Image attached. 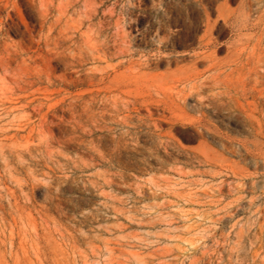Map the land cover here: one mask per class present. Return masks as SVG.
I'll return each instance as SVG.
<instances>
[{
    "label": "rangeland",
    "instance_id": "1",
    "mask_svg": "<svg viewBox=\"0 0 264 264\" xmlns=\"http://www.w3.org/2000/svg\"><path fill=\"white\" fill-rule=\"evenodd\" d=\"M23 1L24 4L21 3ZM56 1L0 0V32L2 33H0V55L2 54L0 56V119L3 120H0V135L3 134L2 137L0 136V142L3 141L0 143V164L1 162L3 164V166L0 165L2 168L0 170V209H2L0 210V264H231L232 262L233 264H264V218H262L264 217V191H262L264 190V173H262L264 166L261 167V164H264V73H262L264 71V47L262 48V44H264V33H262L264 32V0H251L252 2L249 0ZM255 4L258 5L255 6ZM35 14L40 18L38 19ZM10 16L11 18H9ZM181 16L183 17L181 18ZM205 20L206 22H204ZM187 21H191V23L189 22L191 25ZM254 21H257L256 24ZM157 23L158 25H156ZM193 25L195 28L192 27ZM26 29L28 30L26 31ZM137 29L140 31L138 32ZM260 29H262L261 32ZM248 31L249 33H247ZM83 32L86 34L84 35ZM89 38H92L90 45L87 44L91 41ZM97 40H99V44H97ZM27 41L28 44L33 45H28ZM111 42L112 44H110ZM49 45L50 47H48ZM121 45L125 51L121 49ZM92 46H95V49H92ZM131 46H134L132 50ZM100 47H102V51H100ZM118 48L119 51H122H117ZM13 51L15 52L13 53ZM112 51L117 54L113 55ZM121 52L125 53L121 54ZM141 52H143L142 55H140ZM40 56L41 59L38 58ZM133 57L139 58L137 60ZM68 59L72 60V63ZM258 59L262 60L259 61L261 63L259 65ZM165 64L166 67H164ZM176 64H180L179 67ZM108 65L113 66L110 68ZM95 66L101 69H97ZM74 67H76L75 70ZM173 68L177 69L173 70ZM91 70L92 72H90ZM103 71L105 72L103 73ZM169 71H174L175 74H171ZM197 71L198 73H196ZM233 72L234 74H232ZM18 73L22 75L20 76ZM63 73H67V76ZM94 73H96L97 79L94 77ZM80 74L86 75V77L83 76V79ZM21 78L23 79L21 80ZM70 79L72 82L69 81ZM193 81L196 82V87ZM213 83L215 84L212 85ZM184 86L186 88H183ZM50 90L52 91L50 92ZM96 91L101 93H96ZM32 92L35 94L33 95ZM154 92L155 95H153ZM111 93H116V97L112 95L115 99L111 97ZM129 94L130 96H128ZM118 96L126 97L128 100L125 98L123 101ZM75 97L78 103L72 100ZM119 100L123 102H119ZM71 104L74 107L70 108ZM79 104L85 108L84 111L86 110L87 114ZM234 104H237L236 108H234ZM127 105L128 107H126ZM101 106L104 107L103 110ZM138 110L140 112H137ZM38 111L40 112L38 113ZM115 111L119 112H117L118 115ZM67 112H71V114ZM77 112H81V114ZM59 113L68 115V118ZM38 114H40V119ZM86 115L88 116L86 117ZM49 116L54 117V119L51 118L54 121ZM122 117H126L125 120ZM138 119L140 120L138 121ZM126 120L128 124H126ZM81 121L84 122L81 123ZM157 121L159 122L156 123ZM262 122L263 124H261ZM82 124L85 128L82 127ZM76 125L77 127H75ZM170 125L174 127L171 129ZM49 128L52 132L49 131ZM47 137L48 143L46 142ZM232 141L234 142L232 143ZM122 143L124 144L122 145ZM250 148L251 151H249ZM19 153L20 155H18ZM3 154L5 156L7 154V159ZM23 155H26V159L23 158ZM197 156H200L199 159ZM36 159L37 164L34 163L37 162ZM209 160L212 162L210 163ZM18 161L24 164L20 162V165ZM202 162H206V164H202ZM11 169L14 174L10 171ZM235 171L237 175H233ZM223 179L225 180L223 181ZM237 188H240L239 191ZM250 198H252V202H250ZM236 199L239 201L237 202ZM245 229L249 231L247 234ZM248 239L251 243L248 242ZM230 248L232 250H229Z\"/></svg>",
    "mask_w": 264,
    "mask_h": 264
},
{
    "label": "bare ground",
    "instance_id": "2",
    "mask_svg": "<svg viewBox=\"0 0 264 264\" xmlns=\"http://www.w3.org/2000/svg\"><path fill=\"white\" fill-rule=\"evenodd\" d=\"M21 1H22V0H20V2H21ZM25 1H27V0H25ZM31 1H32V0H31ZM34 1H36V0H34ZM57 1H58V0H57ZM57 1H56V2H57ZM152 1H153V0H152ZM170 1H171V0H170ZM186 1H187V0H186ZM214 1H215V0H214ZM214 1H213V2H214ZM240 1H242V0H240ZM240 1H239V2H240ZM249 1H251V0H249ZM252 1H253V0H252ZM252 1H251V2H252ZM254 1H255V0H254ZM257 1H259V0H257ZM257 1H256V2H257ZM17 2H18V1H17ZM43 2H44V1H43ZM132 2H133V1H132ZM209 2H210V1H209ZM21 3L24 4V1L21 2ZM25 3H26V2H25ZM179 3H180V2H179ZM241 3H242V2H241ZM241 3H240V4H241ZM249 3H250V2H249ZM26 4H27V3H26ZM26 4H25V5H26ZM52 4H53V3H52ZM52 4H51V5H52ZM78 4H79V3H78ZM131 4H133V3H131ZM159 4H160V3H159ZM204 4H205V3H204ZM242 4H243V3H242ZM246 4H247V3H246ZM260 4H261V3H260ZM104 5H105V4H104ZM178 5H179V4H178ZM184 5H185V4H184ZM189 5H190V4H189ZM189 5H188V6H189ZM193 5H194V4H193ZM193 5H192V6H193ZM195 5H196V4H195ZM215 5H216V4H215ZM215 5H214V6H215ZM217 5H218V4H217ZM256 5H258V4H255V6H256ZM58 6H59V5H58ZM127 6H128V5H127ZM180 6H181V5H180ZM239 6H240V5H239ZM247 6H248V5H247ZM259 6H260V5H259ZM19 7H20V6H19ZM30 7H31V6H30ZM51 7H55V6H51ZM103 7H104V6H103ZM112 7H113V6H112ZM164 7H166V6H164ZM183 7H184V6H183ZM237 7H238V6H237ZM241 7H242V6H241ZM253 7H254V6H253ZM146 8H147V7H146ZM151 8H152V7H151ZM151 8H150V9H151ZM155 8H158V7H155ZM167 8H168V7H167ZM175 8H176V7H175ZM189 8L191 9V7H189ZM212 8H214V7H212ZM216 8H217V6H216ZM232 8H233V7H232ZM235 8H236V5H235ZM238 8H239V7H238ZM247 8H248V7H247ZM256 8H257V7H256ZM29 9H30V8H29ZM101 9H102V8H101ZM150 9H149V10H150ZM236 9H237V8H236ZM243 9H244V8H243ZM251 9L254 10L252 7H251ZM20 10H21V9H20ZM27 10H28V9H27ZM34 10H35V9H34ZM48 10H49V9H48ZM60 10H61V9H60ZM170 10H171V9H170ZM170 10H169V12L172 11V10H171V11H170ZM196 10H197V9H196ZM199 10H200V9H199ZM233 10H234V9H233ZM240 10H242V9H240ZM252 10H251V11H252ZM256 10H257V9H256ZM259 10H260V9H259ZM259 10H258V12H259ZM23 11H24V10H23ZM40 11H41V10H40ZM54 11H55V10H54ZM73 11H74V10H73ZM116 11H117V9H116ZM160 11H161V10H160ZM185 11H186V10H185ZM189 11H190V10H189ZM238 11H239V10H238ZM32 12H33V10H32ZM42 12H43V11H42ZM44 12H45V11H44ZM55 12H56V11H55ZM68 12H69V11H68ZM103 12H104V11H103ZM253 12H255V10H254ZM256 12H257V11H256ZM33 13H34V12H33ZM39 13H40V12H39ZM49 13H50V12H49ZM60 13H62V12H60ZM118 13H119V12H118ZM159 13H160V12H159ZM164 13H165V12H164ZM191 13H192V10H191ZM241 13L244 14L243 12H241ZM262 13H263V12H262ZM151 14H152V13H151ZM162 14H163V13H162ZM168 14H169V13H168ZM168 14H167V15H168ZM186 14H187V12H186ZM232 14H233V13H232ZM235 14H236V13H235ZM239 14H240V13H239ZM35 15H36V14H35ZM75 15H76V14H75ZM164 15H166V14H164ZM179 15H180V14H179ZM182 15H184V14L182 13ZM197 15H198V13H197ZM240 15H241V14H240ZM240 15H239V19H240ZM245 15H246V14H245ZM13 16H14V15H13ZM153 16H154V15H153ZM153 16H152V17H153ZM159 16H160V15H159ZM218 16H219V15H218ZM233 16H234V15H233ZM235 16H236V15H235ZM250 16H251V15H250ZM250 16H249V17H250ZM252 16H254V15L252 14ZM255 16H256V15H255ZM36 17H37V15H36ZM62 17H63V16H62ZM182 17H183V16H181V18H182ZM186 17H188V16H186ZM191 17H192V15H191ZM247 17H248V16H247ZM249 17H248V18H249ZM9 18H11V16H10ZM20 18H21V16H20ZM20 18H19V19H20ZM37 18L39 19L40 17L38 16ZM167 18H168V17H167ZM176 18H177V17H176ZM205 18H206V17H205ZM217 18H218V17H217ZM257 18H258V17H256V19H257ZM22 19H25V18H22ZM44 19H45V18H44ZM112 19H113V18H112ZM160 19H161V17H160ZM220 19H221V18H220ZM220 19H219V20H220ZM233 19H234V18H233ZM12 20H13V19H12ZM36 20H37V19H36ZM52 20H53V19H52ZM52 20H51V21H52ZM63 20H64V19H63ZM130 20H131V17H130ZM130 20H129V21H130ZM152 20H154V19H152ZM165 20H166V19H165ZM170 20H171V19H170ZM172 20H174V19H172ZM199 20H200V19H199ZM206 20H207V19H206ZM206 20H205L204 22H206ZM230 20H231V19H230ZM257 20H258V19H257ZM8 21H9V20H8ZM41 21H42V20H41ZM58 21H59V20H58ZM156 21H157V20H156ZM160 21H161V20H160ZM160 21H159V22H160ZM167 21H169V20L167 19ZM249 21H250V20H249ZM27 22H28V21H27ZM36 22H37V21H36ZM48 22H49V21H48ZM48 22H47V23H48ZM72 22H73V21H72ZM74 22H75V21H74ZM125 22H126V21H125ZM132 22H133V20H132ZM136 22H137V21H136ZM151 22H152V21H151ZM174 22H175V21H174ZM181 22H182V21H181ZM187 22H188V23H189V22L191 23V21H187ZM197 22H199V21H197ZM214 22H215V21H214ZM255 22H257V21H254V23H255ZM7 23H8V22H7ZM16 23H17V22H16ZM38 23H39V22H38ZM52 23H53V22H52ZM70 23H71V22H70ZM112 23H113V21H112ZM134 23H135V22H134ZM145 23H147V22H145ZM161 23H162V25H163V22H162V21H161ZM161 23H160V24H161ZM171 23H172V21H171ZM190 23H189V24H190ZM219 23H220V22H219ZM228 23H229V22H228ZM246 23H247V22H246ZM259 23H260V22H259ZM22 24H24V23H22ZM40 24H42V23H40ZM59 24H61V23H59ZM72 24H73V23H72ZM88 24H89V23H88ZM96 24H97V23H96ZM165 24H167V23H165ZM183 24H184V22H183ZM220 24H221V23H220ZM242 24H243V22H242ZM247 24H249V23H247ZM255 24H256V23H255ZM255 24H254V26H255ZM6 25H7V24H6ZM8 25H10V24H8ZM11 25H12V24H11ZM14 25H15V24H14ZM131 25H132V24H131ZM135 25H136V24H135ZM156 25H158V23H157ZM181 25H182V23H181ZM184 25H185V24H184ZM190 25H191V24H190ZM197 25H198V24H197ZM199 25H200V24H199ZM243 25H245V23H244ZM19 26H20V25H19ZM24 26H25V25H24ZM24 26H23V27H24ZM27 26H28V25H27ZM27 26H26V27H27ZM29 26H30V25H29ZM62 26H63V25H62ZM164 26H165V25H164ZM164 26H163V27H164ZM247 26H248V25H247ZM249 26H250V25H249ZM261 26H262V25H261ZM9 27H10V26H9ZM14 27H15V26H14ZM36 27H37V25H36ZM60 27H61V26H60ZM144 27H145V26H144ZM148 27H149V26H148ZM155 27H156V26H155ZM183 27H184V26H183ZM192 27H194V25H193ZM196 27H197V26H196ZM200 27H201V26H200ZM243 27H244V26H243ZM5 28H6V27H5ZM10 28H11V27H10ZM38 28H39V27H38ZM44 28H45V27H44ZM46 28H47V27H46ZM52 28H53V27H52ZM52 28H51V29H52ZM56 28H57V27H56ZM111 28H112V27H111ZM121 28H122V27H121ZM135 28H136V27H135ZM137 28H138V27H137ZM145 28H146V27H145ZM156 28H158V27H156ZM156 28H155V29H156ZM178 28H179V27H178ZM184 28H186V27H184ZM194 28H195V27H194ZM213 28H214V26H213ZM252 28H253V27H252ZM0 29H1V27H0ZM7 29H8V28H7ZM11 29H12V28H11ZM19 29H20V28H19ZM19 29H18V30H19ZM24 29H25V28H24ZM39 29H40V28H39ZM57 29H58V28H57ZM82 29H83V28H82ZM84 29H85V28H84ZM152 29H153V28H152ZM168 29H170V28L168 27ZM182 29H183V28H182ZM203 29H204V28H203ZM263 29H264V28H263ZM27 30H28V29H26V31H27ZM79 30H80V29H79ZM108 30H109V29H108ZM137 30H138V29H137ZM141 30H142V29H141ZM144 30H145V29H144ZM148 30H149V29H148ZM156 30H157V29H156ZM183 30H184V29H183ZM189 30L191 31V29H189ZM189 30H188V31H189ZM261 30H262V29H260V32H261ZM11 31H12V30H11ZM20 31H21V30H20ZM22 31H23V30H22ZM37 31H38V30H37ZM44 31H45V29H44ZM44 31H43V32H44ZM50 31H51V30H50ZM54 31H56V30H54ZM54 31H53V32H54ZM127 31H128V30H127ZM139 31H140V30H138V32H139ZM157 31H158V30H157ZM157 31H155V32H157ZM185 31H186V29H185ZM254 31H255V30H254ZM2 32H3V31H2ZM7 32H8V31H7ZM13 32H14V31H13ZM30 32H31V31H30ZM47 32H48V31H47ZM78 32H79V31H78ZM104 32H105V31H104ZM164 32H166V31H164ZM168 32H169V31H168ZM168 32H167V33H168ZM193 32H194V31H193ZM0 33H1V32H0ZM4 33H5V31H4ZM8 33H9V32H8ZM8 33H6V34H8ZM23 33H24V32H23ZM26 33H27V32H26ZM68 33H69V32H68ZM83 33H84V32H83ZM83 33H81V34H83ZM110 33H111V31H110ZM142 33H143V32H142ZM146 33H147V32H146ZM187 33H188V32H187ZM217 33H218V32H217ZM243 33H244V32H243ZM247 33H249V31H248ZM251 33H254V32H251ZM257 33H258V32H257ZM262 33H264V32H262ZM1 34H2V33H1ZM27 34H28V33H27ZM31 34H32V33H31ZM31 34H30V35H31ZM54 34H55V33H54ZM65 34H66V33H65ZM85 34H86V33H84V35H85ZM103 34H104V33H103ZM189 34H190V33H189ZM189 34H188V35H189ZM192 34H193V33H192ZM203 34H204V33H203ZM238 34H239V33H238ZM18 35H19V33H18ZM79 35H80V33H79ZM84 35H83V36H84ZM94 35H95V34H94ZM155 35H156V34H155ZM155 35H153V36H155ZM159 35H161V34H159ZM182 35H183V34H182ZM194 35H195V34H194ZM239 35H240V34H239ZM241 35H242V34H241ZM0 36H1V35H0ZM4 36H5V35H4ZM26 36H28V35H26ZM57 36H58V35H57ZM57 36H56V37H57ZM77 36H78V34H77ZM86 36H88V35H86ZM86 36H85V37H86ZM96 36H97V35H96ZM107 36H108V35H107ZM138 36H140V35H138ZM141 36H142V35H141ZM175 36H176V35H175ZM184 36H185V35H184ZM227 36H228V35H227ZM11 37H12V36H11ZM22 37H23V36H22ZM24 37H25V36H24ZM30 37L32 38V36H30ZM34 37H35V36H34ZM38 37H39V36H38ZM58 37H59V36H58ZM68 37H69V36H68ZM88 37H89V36H88ZM101 37H102V36H101ZM132 37H133V36H132ZM146 37H147V35H146ZM150 37H152V36H150ZM156 37H157V35H156ZM159 37H160V36H159ZM171 37H172V36H171ZM195 37H196V35H195ZM199 37H200V36H199ZM202 37H203V36H202ZM213 37H214V36H213ZM242 37H243V36H242ZM257 37H258V36H257ZM5 38H6V36H5ZM27 38H28V37H26V39H27ZM44 38H45V37H44ZM59 38H60V37H59ZM61 38H62V37H61ZM77 38H78V37H77ZM77 38H76V40H77ZM82 38H83V37H82ZM103 38H104V37H103ZM135 38H136V37H135ZM140 38H141V37H140ZM177 38H178V37H177ZM183 38H184V37H183ZM236 38H237V37H236ZM236 38H235V39H236ZM247 38H248V37H247ZM251 38H252V37H251ZM10 39H11V38H10ZM19 39H20V38H19ZM19 39H18V40H19ZM22 39H23V38H22ZM89 39H90V38H89ZM91 39H92V38H91ZM91 39H90V40H91ZM95 39H96V38H95ZM114 39H115V38H114ZM133 39H134V38H133ZM173 39H174V37H173ZM189 39H191V38H189ZM199 39H200V38H199ZM235 39H234V40H235ZM254 39H255V38H254ZM254 39H252V40H254ZM3 40H4V39H3ZM15 40H16V38H15ZM20 40H21V39H20ZM28 40H29V38H28ZM33 40H34V39H33ZM33 40H32V41H33ZM36 40H37V39H36ZM38 40H39V39H38ZM42 40H43V39H42ZM42 40H41V41H42ZM72 40H73V39H72ZM78 40H79V39H78ZM99 40H100V39H99ZM99 40H97V41H98L97 44H99ZM115 40H116V39H115ZM115 40H114V41H115ZM139 40H140V39H139ZM142 40H143V39H142ZM192 40H193V39H192ZM212 40H213V39H212ZM216 40H217V38H216ZM12 41H13V40H12ZM21 41H22V40H21ZM21 41H20V42H21ZM23 41H24V40H23ZM44 41H47V40H44ZM50 41H51V40H50ZM57 41H58V40H57ZM70 41H71V40H70ZM82 41H83V40H82ZM85 41H86V40H85ZM87 41H88V40H87ZM105 41H106V40H105ZM105 41H104V42H105ZM114 41H113V42H114ZM117 41H118V39H117ZM131 41H132V40H131ZM144 41H145V40H144ZM146 41H147V40H146ZM148 41H149V38H148ZM153 41H154V40H153ZM157 41H158V40H157ZM179 41H180V40H179ZM195 41H196V38H195ZM198 41H199V40H198ZM203 41H204V39H203ZM203 41H202V43H203ZM235 41H237V40H235ZM235 41H234V42H235ZM245 41H246V39H245ZM4 42H5V40H4ZM9 42H10V40H9ZM20 42H19V43H20ZM30 42H31V40H30ZM53 42H54V41H53ZM58 42H60V41H58ZM91 42H92V40H91L89 43H87V44L90 45ZM93 42H94V41H93ZM100 42H101V41H100ZM107 42H108V41H107ZM154 42H155V41H154ZM161 42H162V41H161ZM180 42H182V41H180ZM187 42H188V41H187ZM204 42H205V41H204ZM228 42H229V41H228ZM228 42H227V43H228ZM239 42H240V41H239ZM242 42H243V41H242ZM262 42H263V41H262ZM0 43H1V42H0ZM22 43H23V42H22ZM22 43H21V44H22ZM36 43H37V42H36ZM40 43H41V42H40ZM114 43H115V42H114ZM116 43H117V42H116ZM137 43H139V42H137ZM142 43H143V42H142ZM145 43H146V42H145ZM147 43H148V42H147ZM152 43H153V42H152ZM175 43H176V42H175ZM177 43H178V42H177ZM244 43H245V42H244ZM254 43H255V42H254ZM260 43H261V42H260ZM3 44H4V43H3ZM13 44H14V43H13ZM23 44H25V43H23ZM23 44H22V45H23ZM27 44H28V41H27ZM49 44H50V43H49ZM60 44H61V43H60ZM85 44H86V43H85ZM94 44H95V43H94ZM97 44H95V45H97ZM108 44H109V43H108ZM110 44H112V42H111ZM129 44H131V43H129ZM172 44H173V43H172ZM198 44H199V43H198ZM233 44H234V43H233ZM236 44H237V42H236ZM25 45H26V44H25ZM28 45H33V44H30V43H29ZM50 45H51V44H50ZM50 45H49L48 47H50ZM76 45H77V43H76ZM91 45H92V44H91ZM132 45H133V44H132ZM136 45H137V44H136ZM148 45H149V44H148ZM153 45H154V44H153ZM160 45H161V44H160ZM179 45H181V44H179ZM179 45H178V46H179ZM183 45H185V44H183ZM260 45H261V44H260ZM262 45H263V46H262ZM262 45H261V46H262V48H263V47H264V44H262ZM17 46H18V45H17ZM23 46H24V45H23ZM45 46H46V45H45ZM54 46H55V44H54ZM56 46H57V45H56ZM61 46H62V45H61ZM73 46H74V45H73ZM77 46H78V45H77ZM79 46H80V45H79ZM85 46H87V45H85ZM97 46H98V45H97ZM101 46H102V45H101ZM110 46H111V45H110ZM121 46H122V45H121ZM19 47H20V46H19ZM67 47H68V46H67ZM81 47H82V46H81ZM94 47H95V46H94ZM94 47L92 46V49H93ZM102 47H103V46H102ZM102 47H100V48H101L100 51H102ZM118 47H119V45H118ZM125 47H126V46H125ZM131 47H132V46H131ZM133 47H134V46H133ZM133 47L131 48V50L133 49ZM137 47H139V46H137ZM187 47H188V46H187ZM203 47H204V46H203ZM227 47H228V46H227ZM230 47H231V43H230ZM248 47H249V46H248ZM250 47H251V46H250ZM3 48H4V47H3ZM12 48H14V47H12ZM12 48H11V49H12ZM23 48H24V47H23ZM29 48H30V47H29ZM32 48H33V47H32ZM61 48H62V47H61ZM65 48H66V47H65ZM87 48H88V46H87ZM89 48H90V47H89ZM123 48H124V47L122 46L121 49H123ZM127 48H128V47H127ZM127 48H126V49H127ZM164 48H165V47H164ZM166 48H167V47H166ZM166 48H165V49H166ZM178 48H179V47H178ZM260 48H261V47H260ZM17 49H18V48H17ZM20 49H21V48H20ZM25 49H26V48H25ZM37 49H38V48H37ZM52 49H53V46H52ZM55 49H56V48H55ZM62 49H63V48H62ZM73 49H74V47H73ZM94 49H95V48H94ZM110 49H112V48H110ZM134 49H135V48H134ZM137 49H138V48H137ZM157 49H158V48H157ZM159 49H160V48H159ZM162 49H163V48H162ZM169 49H170V48H169ZM171 49L173 50V48H171ZM175 49H176V48H175ZM193 49H194V48H193ZM249 49H250V48H249ZM255 49H256V48H254V50H255ZM7 50H8V49H7ZM38 50H39V49H38ZM49 50H50V49H49ZM53 50H54V49H53ZM58 50H59V49H58ZM66 50H68V49H66ZM83 50H84V49H83ZM123 50L125 51V49H123ZM176 50H177V49H176ZM179 50H180V49H179ZM179 50H178V51H179ZM238 50H239V49H238ZM250 50H251V49H250ZM56 51H57V49H56ZM75 51H76V50H75ZM91 51H92V50H91ZM95 51H96V50H95ZM104 51H105V50H104ZM117 51H119V48L117 49ZM117 51H116V52H117ZM120 51H122V50H120ZM120 51H119V52H120ZM133 51H134V50H133ZM139 51H140V50H139ZM145 51H147V50H145ZM145 51H144V52H145ZM255 51H256V50H255ZM262 51H263V50L261 49V52H262ZM14 52H15V51H13V53H14ZM18 52H19V51H18ZM61 52H62V51H61ZM96 52H97V51H96ZM108 52H109V50H108ZM150 52H151V51H150ZM152 52H153V51H152ZM168 52H169V51H168ZM172 52H173V51H172ZM172 52H171V53H172ZM243 52H244V51H243ZM243 52H242V53H243ZM250 52H251V51H250ZM258 52H259V51H258ZM5 53H6V52H5ZM13 53H12V54H13ZM26 53H27V52H26ZM41 53H44V52H41ZM69 53H70V51H69ZM79 53H80V52H79ZM110 53H111V52H110ZM112 53H113V51H112ZM122 53H123V52H121V54H122ZM124 53H125V52H124ZM124 53H123V54H124ZM131 53H133V52H131ZM131 53H129V54L131 55ZM142 53H143V52H141L140 55H142ZM147 53H148V52H147ZM166 53H167V52H166ZM255 53H256V52H255ZM6 54H7V53H6ZM15 54H16V53H15ZM18 54H19V53H18ZM23 54H24V53H23ZM32 54H33V53H32ZM35 54H36V53H35ZM39 54H40V53H39ZM82 54H83V52H82ZM94 54H95V53H94ZM100 54H101V53H100ZM100 54H99V55H100ZM105 54H106V53H105ZM114 54H117V53H113V55H114ZM138 54H139V53H138ZM225 54H226V53H225ZM237 54H239V53H237ZM258 54H260V53H258ZM1 55H2V54H1ZM1 55H0V56H1ZM27 55H28V54H27ZM27 55H26V56H27ZM47 55H48V54H47ZM53 55H55L54 52H53ZM56 55H57V54H56ZM59 55H60V54H59ZM62 55H63V54H62ZM76 55H78V54H76ZM76 55H74V56H76ZM85 55H86V54H85ZM96 55H97V53H96ZM111 55H112V54H111ZM113 55H112V56H113ZM144 55H145V53H144ZM189 55H190V54H189ZM247 55H248V53H247ZM256 55H257V54H256ZM11 56H12V55H11ZM15 56H16V55H15ZM20 56H21V55H20ZM22 56H23V55H22ZM22 56H21V57H22ZM50 56H51V55H50ZM70 56H71V55H70ZM100 56H101V55H100ZM128 56H129V55H128ZM133 56H134V54H133ZM148 56H149V55H148ZM177 56H178V55H177ZM182 56H183V55H182ZM185 56H186V55H185ZM187 56H188V55H187ZM187 56H186V57H187ZM241 56H242V54H241ZM257 56H258V55H257ZM257 56H256V57H257ZM3 57H4V55H3ZM18 57H19V56H18ZM24 57H25V55H24ZM52 57H53V56H52ZM57 57H58V55H57ZM59 57H60V56H59ZM97 57H98V56H97ZM130 57H131V56H130ZM136 57H137V56H136ZM183 57H184V56H183ZM225 57H226V56H225ZM245 57H246V56H245ZM245 57H244V58H245ZM10 58H11V57H10ZM12 58H13V56H12ZM38 58L41 59V56L38 57ZM54 58H56V57H54ZM79 58H80V55H79ZM84 58H85V57H84ZM89 58H90V57H89ZM93 58H94V57H92V59H93ZM100 58H102V57H100ZM103 58H105V57H103ZM118 58H119V57H118ZM131 58H132V57H131ZM133 58H135V57H133ZM138 58H139V57H138ZM138 58H135V59L138 60ZM142 58H143V57H142ZM142 58H141V59H142ZM149 58H150V57H149ZM151 58H152V56H151ZM217 58H218V57H217ZM217 58H215V59H217ZM222 58H223V57H222ZM232 58H233V57H232ZM244 58H243V59H244ZM247 58H248V57H247ZM254 58H255V57H254ZM261 58H262V57H261ZM21 59H22V58H21ZM31 59H32V58H31ZM40 59H39V60H40ZM49 59H50V58H49ZM51 59H52V58H51ZM56 59H57V58H56ZM76 59H77V58H76ZM85 59H86V58H85ZM97 59H98V58H97ZM107 59H108V58H107ZM146 59H147V58H146ZM154 59H155V58H154ZM160 59H161V58H160ZM170 59H171V58H170ZM172 59H173V58H172ZM180 59H181V58H180ZM219 59H221V58H219ZM0 60H1V59H0ZM4 60H5V59H4ZM18 60H19V59H18ZM18 60H17V61H18ZM22 60H23V59H22ZM35 60H36V59H35ZM39 60H36V61H39ZM47 60H48V59H47ZM68 60H69V59H68ZM93 60H94V59H93ZM102 60H103V59H102ZM109 60H110V59H109ZM122 60H123V59H122ZM127 60H128V58H127ZM133 60H134V59H133ZM137 60H135V61H137ZM152 60H153V59H152ZM185 60H186V59H185ZM222 60H223V59H222ZM239 60L241 61V59H239ZM6 61H7V60H6ZM13 61H14V60H13ZM36 61H35V62H36ZM40 61H41V60H40ZM43 61L46 62V60H43ZM51 61H53V59H52ZM69 61H70V60H69ZM71 61H72V60H71ZM71 61H70V62H71ZM77 61H78V60H77ZM117 61H119V60H117ZM120 61H121V60H120ZM130 61H131V60H130ZM155 61H157V60H155ZM193 61H195V60H193ZM219 61H220V60H219ZM233 61H234V60H233ZM242 61H243V60H242ZM253 61H254V60H253ZM255 61H257V60H255ZM259 61H260V60L258 59V65H259V63H260L262 60H261L260 62H259ZM263 61H264V59H263ZM8 62H9V60H8ZM19 62H20V61H19ZM28 62H29V61H28ZM45 62H43L44 65H45ZM48 62H49V61H48ZM65 62H66V61H65ZM70 62H68V63H70ZM90 62H91V61H90ZM107 62H108V61H107ZM115 62H116V61H115ZM115 62H114V63H115ZM200 62H202V61H200ZM208 62H209V61H208ZM221 62H222V61H221ZM2 63H3V62H2ZM10 63H11V61H10ZM30 63H31V62H30ZM38 63H39V62H38ZM38 63H37V64H38ZM43 63H42V64H43ZM58 63H59V61H58ZM63 63H64V62H63ZM71 63H72V62H71ZM95 63H96V62H95ZM117 63H118V62H117ZM117 63H116V66H117ZM128 63H129V62H128ZM139 63H140V62H139ZM139 63H138V64H139ZM147 63H148V62H147ZM167 63H168V62H167ZM169 63H170V62H169ZM169 63H168V64H169ZM184 63H185V62H184ZM225 63H226V62H225ZM229 63H230V62H229ZM235 63H236V62H235ZM235 63H234V64H235ZM241 63H242V62H241ZM241 63H240V64H241ZM4 64H6V62H4ZM4 64H3V65H4ZM13 64H14V63H13ZM47 64H48V63H47ZM53 64H54V63H53ZM90 64H91V63H90ZM98 64H99V63H98ZM100 64H101V63H100ZM109 64H110V61H109ZM135 64H136V63H135ZM140 64H141V63H140ZM140 64H139V65H140ZM151 64H152V63H151ZM163 64H164V63H163ZM168 64H167V65H168ZM188 64H189V63H188ZM201 64H202V63H201ZM223 64H224V63H223ZM223 64H222V65H223ZM227 64H228V63H227ZM227 64H225V65H227ZM234 64H233V65H234ZM252 64H253V62H252ZM260 64H261V63H260ZM33 65H34V64H33ZM40 65H41V64H40ZM54 65H55V64H54ZM54 65H53V66H54ZM59 65H60V64H59ZM59 65H58V68H60ZM75 65H76V64H75ZM84 65H86V64L84 63ZM93 65H94V64H93ZM96 65H97V64H96ZM160 65H161V64H160ZM174 65H175V64H174ZM176 65H177V64H176ZM179 65H180V64H179ZM179 65H177V66L179 67ZM233 65H231V66H233ZM16 66H17V64H16ZM61 66H62V64H61ZM63 66H64V65H63ZM68 66H69V65H68ZM77 66H78V65H77ZM90 66H91V65H90ZM97 66H98V65H97ZM101 66H102V64H101ZM101 66H100V67H101ZM108 66H109V65H108ZM112 66H113V65H112ZM112 66H111V67H112ZM122 66H123V65H122ZM172 66H173V65H172ZM172 66H171V67H172ZM183 66H184V64H183ZM183 66H182V67H183ZM223 66H224V65H223ZM227 66H228V65H227ZM234 66H235V65H234ZM245 66H246V63H245ZM245 66H244V67H245ZM27 67H28V66H27ZM33 67H34V66H33ZM40 67H41V66H40ZM66 67H67V66H66ZM71 67H72V66H71ZM71 67H70V68H71ZM95 67H96V66H95ZM109 67H110V66H109ZM111 67H110V68H111ZM123 67H125V66H123ZM141 67H143V66H141ZM146 67H147V66H146ZM150 67H151V66H150ZM157 67H158V66H157ZM164 67H166V64H165ZM196 67H197V65H196ZM237 67H238V66H237ZM241 67H243V66H241ZM241 67H240V68H241ZM258 67H259V66H258ZM8 68H9V67H8ZM35 68H37V67H35ZM51 68H52V67H51ZM61 68H63V67H61ZM75 68H76V67H74V70H75ZM78 68H79V67H78ZM83 68L86 69V67H83ZM93 68H94V67H93ZM96 68L98 69L99 67H96ZM103 68H104V67H103ZM130 68H131V67H130ZM155 68H156V67H155ZM167 68H168V67H167ZM180 68H181V67H180ZM215 68H216V67H215ZM217 68H218V67H217ZM0 69H1V68H0ZM2 69H3V68H2ZM11 69H12V68H11ZM11 69H10V70H11ZM24 69H25V68H24ZM45 69H46V68H45ZM80 69H81V68H80ZM84 69H83V70H84ZM87 69H88V68H87ZM87 69H86V70H87ZM99 69H101V68H99ZM145 69H146V68H145ZM174 69L176 70L177 68H173V70H174ZM231 69H232V68H231ZM237 69H239V68H237ZM237 69H236V70H237ZM241 69H243V68H241ZM241 69H240V71H241ZM6 70H7V69H6ZM10 70H9V71H10ZM28 70H29V69H28ZM28 70H27V71H28ZM39 70H40V69H39ZM52 70H53V69H52ZM59 70H60V69H59ZM62 70H63V69H62ZM68 70H69V69H68ZM74 70H73V71H74ZM88 70H89V69H88ZM104 70H105V69H104ZM108 70H110V69H108ZM112 70H113V68H112ZM115 70H116V68H115ZM127 70H128V69H127ZM152 70H153V68H152ZM154 70H155V69H154ZM193 70H194V69H193ZM219 70H220V69H219ZM234 70H235V69H234ZM257 70H258V69H257ZM9 71H8V73H9ZM12 71H13V69H12ZM19 71H20V70H19ZM27 71H25V72H27ZM33 71H34V69H33ZM41 71H43V70H41ZM47 71H48V69H47ZM54 71H55V70H54ZM78 71H79V69H78ZM98 71H99V70H98ZM101 71H102V70H101ZM177 71H178V70H177ZM227 71H228V70H227ZM229 71H231V70H229ZM229 71H228V72H229ZM0 72H1V71H0ZM28 72H29V71H28ZM36 72H37V71H36ZM65 72H66V68H65ZM68 72H69V71H68ZM70 72H72V71H70ZM82 72H83V71H82ZM87 72H88V71H87ZM90 72H92V70H91ZM99 72H100V71H99ZM104 72H105V71H103V73H104ZM169 72H170V71H169ZM190 72H191V71H190ZM203 72H204V71H203ZM228 72H227V73H228ZM238 72H239V71H238ZM241 72H243V71H241ZM250 72H251V71H250ZM258 72H260V71H258ZM20 73H21V72H20ZM30 73H31V72H30ZM108 73H110V72H108ZM111 73H112V72H111ZM120 73H121V72H120ZM159 73H160V72H159ZM159 73H158V74H159ZM166 73H167V72H166ZM170 73L172 74V73H174V71H173V72H170ZM170 73H169V74H170ZM178 73H179V72H178ZM196 73H198V71H197ZM215 73H216V72H215ZM262 73H264V71H262ZM262 73H261V74H262ZM10 74H11V71H10ZM10 74H9V75H10ZM14 74H15V73H14ZM18 74H19V73H18ZM26 74H27V73H26ZM57 74H58V72H57ZM59 74L61 75V73H59ZM63 74H65V73H63ZM66 74H67V73H66ZM66 74H65V75H66ZM72 74H73V73H72ZM74 74H76V73H74ZM74 74H73V75H74ZM87 74H89V73H87ZM95 74H96V73H94L93 75H94V77L96 78ZM158 74H157V75H158ZM162 74H163V73H162ZM174 74H175V73H174ZM180 74H181V72H180ZM225 74H226V73H225ZM228 74H229V73H228ZM230 74H231V73H230ZM232 74H234V72H233ZM19 75H20V74H19ZM19 75H17V77H19ZM21 75H22V74H21ZM21 75H20V76H21ZM55 75H56V73H55ZM55 75H54V76H55ZM80 75L82 76V74H80ZM91 75H92V74H91ZM93 75H92V76H93ZM98 75H99V73H98ZM104 75H106V74H104ZM110 75H111V74H110ZM215 75H217V74H215ZM14 76H15V75H14ZM30 76H31V75H30ZM41 76H42V75H41ZM66 76H67V75H66ZM66 76H65V77H66ZM81 76H80V77H81ZM83 76L86 77V75H83ZM83 76H82V77H83ZM92 76H91V77H92ZM99 76H100V75H99ZM198 76H199V75H198ZM213 76H214V74H213ZM227 76H228V75H227ZM236 76H237V75H236ZM39 77H40V76H39ZM60 77H61V76H60ZM63 77H64V75H63ZM63 77H62V78H63ZM72 77H73V76H72ZM80 77H79V78H80ZM84 77H83V79H84ZM102 77H103V76H102ZM106 77H107V76H106ZM121 77H122V76H121ZM126 77L129 78V76H126ZM216 77H217V76H216ZM232 77H233V76H232ZM19 78H20V77H19ZM34 78H35V77H34ZM55 78H56V77H55ZM58 78H59V77H58ZM68 78H69V77H68ZM68 78H67V79H68ZM77 78H78V76H77ZM88 78H89V77H88ZM113 78H114V77H113ZM124 78H125V77H124ZM130 78H131V77H130ZM169 78H170V76H169ZM205 78H206V77H205ZM211 78H212V77H211ZM260 78H261V77H260ZM16 79L18 80V78H16ZM22 79H23V78H21V80H22ZM67 79H66V80H67ZM73 79H74V78H73ZM96 79H97V78H96ZM107 79H108V78H107ZM196 79H197V78H196ZM215 79H216V78H215ZM224 79H225V78H224ZM7 80H8V79H7V77H6V81H7ZM12 80H13V78H12ZM31 80H32V79H31ZM31 80H30V81H31ZM66 80H65V81H66ZM88 80H89V79H88ZM92 80H93V79H92ZM131 80H132V79H131ZM158 80H159V79H158ZM199 80H200V79H199ZM228 80H229V78H228ZM228 80H227V81H228ZM48 81H49V80H48ZM69 81L72 82L71 79H70ZM78 81L80 82V80H78ZM85 81H87V80H85ZM90 81H91V80H90ZM90 81H89V82H90ZM94 81H96V80H94ZM97 81H98V80H97ZM97 81H96V82H97ZM99 81H100V80H99ZM111 81H112V80H111ZM177 81H178V80H177ZM229 81H230V80H229ZM8 82H9V81H8ZM32 82H33V81H32ZM32 82H31V83H32ZM62 82H63V81H62ZM76 82H77V81H76ZM82 82H83V81H82V79H81V83H82ZM115 82H117V81H115ZM129 82H130V81H129ZM157 82H158V81H157ZM199 82H200V81H199ZM207 82H208V80H207ZM234 82H235V81H234ZM23 83H24V82H23ZM23 83H22V84H23ZM53 83H54V81H53ZM84 83H85V82H84ZM102 83H105V82H102ZM189 83H190V82H188V84H189ZM191 83H192V82H191ZM193 83H194V81H193ZM195 83H196V82H195ZM195 83H194V86H195ZM237 83H238V82H237ZM1 84H2V83H1ZM7 84H8V83H7ZM9 84H10V83H9ZM11 84H12V83H11ZM17 84H18V82H17ZM49 84H51V83H49ZM56 84H57V83H56ZM58 84H59V83H58ZM71 84H72V83H71ZM73 84H74V83H73ZM148 84H149V83H148ZM183 84H184V83H183ZM197 84H199V83H197ZM214 84H215V83H213L212 85H214ZM220 84H221V83H220ZM222 84H224V83H222ZM13 85H14V84H13ZM43 85H44V84H43ZM53 85H54V84H53ZM62 85H63V84H62ZM189 85H190V84H189ZM189 85H188V86H189ZM192 85H193V84H192ZM192 85H191V86H192ZM210 85H211V84H210ZM212 85H211V86H212ZM218 85H219V84H218ZM226 85H227V84H226ZM240 85H241V84H240ZM21 86H23V85H21ZM38 86H39V85H38ZM54 86H55V85H54ZM75 86H77V85H75ZM85 86H86V85H85ZM114 86H115V85H114ZM181 86H182V84H181ZM196 86H197V85H196ZM196 86H195V87H196ZM206 86H207V84H206ZM211 86H210V87H211ZM215 86H216V85H215ZM234 86H235V84H234ZM242 86H243V85H242ZM52 87H53V86H52ZM57 87H58V86H57ZM79 87H80V86H79ZM92 87H93V86H92ZM105 87H106V86H105ZM116 87H117V86H116ZM162 87H163V86H162ZM189 87H190V86H189ZM195 87H194V88H195ZM223 87H224V86H223ZM229 87H230V86H229ZM231 87H232V86H231ZM238 87H239V86H238ZM238 87H237V88H238ZM20 88H21V87H20ZM42 88H43V87H42ZM85 88H86V87H85ZM183 88H186V87L184 86ZM183 88H182V89H183ZM202 88H203V87H202ZM211 88H212V87H211ZM7 89L9 90V88H7ZM12 89H13V86H12ZM72 89H73V88H72ZM86 89H87V88H86ZM111 89H112V88H111ZM117 89H118V88H117ZM129 89H130V88H129ZM129 89H128V90H129ZM150 89H151V88H150ZM179 89H180V88H179ZM198 89H199V88H198ZM235 89H236V88H235ZM2 90H4V89L2 88ZM25 90H26V89H25ZM57 90H58V89H57ZM68 90H69V89H68ZM94 90H95V89H94ZM102 90H103V89H102ZM105 90H106V89H105ZM114 90H116V89H114ZM152 90H153V88H152ZM187 90H188V89H187ZM203 90H204V89H203ZM206 90H208V89H206ZM222 90H223V89H222ZM226 90H227V89H226ZM228 90H229V88H228ZM236 90H237V89H236ZM29 91H30V90H29ZM45 91H46V90H45ZM51 91H52V90H50V92H51ZM54 91H55V90H54ZM74 91H75V90H74ZM77 91H78V90H77ZM84 91H85V90H84ZM92 91H93V90H92ZM123 91H124V89H123ZM123 91H122V92H123ZM183 91H184V90H183ZM198 91H199V90H198ZM208 91H209V90H208ZM211 91H212V90H211ZM215 91H216V90H215ZM224 91H225V90H224ZM230 91H231V90H230ZM239 91H240V90H239ZM239 91H238V92H239ZM3 92H4V91H3ZM3 92H2V93H3ZM10 92H12V91H10ZM14 92H15V91H14ZM19 92H20V91H19ZM46 92H47V91H46ZM65 92H66V91H65ZM68 92L70 93V90H69ZM82 92H83V91H82ZM99 92H100V91H99ZM99 92L96 91V93H99ZM104 92H105V91H104ZM106 92H107V91H106ZM118 92H119V91H118ZM174 92H175V91H174ZM189 92H190V91H189ZM216 92H223V91H221V90L218 91V90H217ZM216 92H215V93H216ZM235 92H236V91H235ZM240 92H241V91H240ZM5 93H6V91H5ZM32 93H33V92H32ZM59 93H62V92H59ZM84 93H86V92H84ZM84 93H83V94H84ZM88 93H89V92H88ZM100 93H101V92H100ZM107 93H108V92H107ZM120 93H121V92H120ZM175 93H177V92H175ZM183 93H184V92H183ZM191 93H192V92H191ZM193 93H194V92H193ZM198 93H199V92H198ZM198 93H197V94H198ZM208 93H210V92H208ZM208 93H206V94H208ZM23 94H24V92H23ZM34 94H35V93H33V95H34ZM39 94H40V93H39ZM74 94H75V93H74ZM74 94H73V95H74ZM77 94H78V93H77ZM115 94H116V93H115ZM115 94H114V93H111V97H113L112 95H115ZM185 94H186V93H185ZM206 94H205V95H206ZM211 94H212V93H211ZM216 94H217V93H216ZM219 94H220V93H219ZM219 94H218V95H219ZM224 94H225V93H224ZM224 94H223V95H224ZM238 94H240V93H238ZM4 95H5V94H4ZM33 95H32V96H33ZM36 95H37V93H36ZM41 95H42V94H41ZM60 95H62V94H60ZM60 95H59V97H60ZM70 95H71V94H70ZM70 95H69V97H70ZM75 95H76V94H75ZM80 95H81V94H80ZM91 95H92V94H91ZM93 95H94V92H93ZM106 95H107V94H106ZM121 95L123 96V94H121ZM153 95H155V92H154ZM198 95H199V94H198ZM198 95H197V96H198ZM230 95H231V94H230ZM232 95H233V92H232ZM232 95H231V96H232ZM242 95H243V94H242ZM260 95H261V94H260ZM262 95H263V94H262ZM11 96H14V95H11ZM28 96H29V95H28ZM65 96H66V95H65ZM67 96H68V95H67ZM67 96H66V97H67ZM128 96H130V94H129ZM132 96H133V95H132ZM132 96H131V97H132ZM181 96H182V95H181ZM206 96H207V95H206ZM221 96H222V93H221ZM257 96H258V95H257ZM8 97H9V96H8ZM66 97H65V98H66ZM87 97H88V96H87ZM115 97H116V95H115ZM115 97H113V99H115ZM118 97H120V96H118ZM118 97H117V98H118ZM123 97H124V96H123ZM131 97H130V98H131ZM137 97H138V96H137ZM141 97H142V96H141ZM176 97H177V96H176ZM178 97H179V96H178ZM184 97H185V96H184ZM200 97H202V96H200ZM211 97H213V96L211 95ZM216 97H217V96H216ZM218 97H219V96H218ZM229 97H230V96H229ZM233 97H234V96H233ZM238 97H239V96H238ZM0 98H1V97H0ZM6 98H7V97H6ZM25 98H26V97H25ZM25 98H23V99L25 100ZM48 98L51 99L50 97H48ZM52 98H53V97H52ZM55 98H56V96H55ZM57 98H58V97H57ZM79 98H80V97H79ZM89 98H90V97H89ZM89 98H88V99H89ZM96 98H97V97H96ZM104 98H106V97L104 96ZM104 98H103V99H104ZM125 98H126V97H125ZM125 98H121V97H120V99H123V101H125V100H124ZM135 98H136V97H135ZM138 98H139V97H138ZM180 98L182 99V97H180ZM213 98H214V97H213ZM224 98H225V97H224ZM227 98H228V97H227ZM227 98H226V99H227ZM231 98H232V97H231ZM235 98H236V97H235ZM241 98H242V96H241ZM7 99H8V98H7ZM9 99H10V98H9ZM29 99H30V98H29ZM75 99H76V97H75L74 99H72V100H75ZM93 99H94V98H93ZM109 99H110V98H109ZM126 99H127V98H126ZM152 99H153V98H152ZM174 99H175V98H174ZM198 99H199V98H198ZM211 99H212V98H211ZM215 99H216V98H215ZM220 99H221V98H220ZM228 99H229V98H228ZM232 99H234V98H232ZM232 99H231V100H232ZM4 100H5V99H4ZM68 100H69V99H68ZM79 100H80V99H79ZM91 100H92V99H91ZM91 100H90V101H91ZM94 100H95V99H94ZM110 100H111V99H110ZM127 100H128V99H127ZM134 100H135V99H134ZM146 100H148V99H146ZM175 100H176V99H175ZM200 100H201V98H200ZM231 100H229V101H231ZM236 100H237V99H236ZM12 101H13V100H12ZM12 101H11V103H12ZM25 101H26V100H25ZM25 101H24V102H25ZM39 101H40V100H39ZM45 101H48V99H47V100L45 99ZM49 101H51V100H49ZM59 101H60V100H59ZM61 101H62V100H61ZM61 101H60V102H61ZM75 101H76V100H75ZM86 101H87V100H86ZM86 101H85V103H86ZM97 101H98V100H97ZM102 101H103V100H102ZM104 101L106 102V100H104ZM108 101H109V100H108ZM120 101H121V100H119V102H120ZM123 101H121V102H123ZM136 101H137V100H136ZM143 101H144V100H143ZM149 101H150V100H149ZM222 101H223V100H222ZM234 101H235V100H234ZM5 102H7V101H5ZM26 102H27V101H26ZM30 102H32V101H30ZM42 102H43V101H42ZM63 102H64V101H63ZM70 102H71V99H70ZM72 102H73V101H72ZM87 102H88V101H87ZM110 102H112V101H110ZM116 102H117V101H116ZM119 102H117V103H119ZM198 102H200V101H198ZM207 102H208V100H207ZM209 102H210V101H209ZM237 102H238V101H237ZM7 103H8V102H7ZM9 103H10V102H9ZM11 103H10V104H11ZM44 103H45V102H44ZM67 103H69V102L67 101ZM75 103H78V102L76 101ZM75 103H72V104L75 105ZM82 103H83V101H82ZM82 103H81V104H82ZM89 103H91V102H89ZM100 103H101V102H100ZM103 103H104V102H103ZM107 103H109V102H107ZM153 103H154V102H153ZM178 103H179V102H178ZM181 103H182V102H181ZM204 103H205V100H204ZM212 103H213V102H212ZM212 103H211V104H212ZM214 103H215V102H214ZM221 103H222V102H221ZM221 103H219V104H221ZM229 103H230V102H229ZM232 103H233V101H232ZM1 104H2V103H1ZM15 104H16V103H15ZM22 104H24V103H22ZM38 104H40V103L38 102ZM49 104H50V103H49ZM54 104H55V102H54ZM57 104H58V103H57ZM72 104L70 105V108H71ZM83 104H84V103H83ZM87 104H88V103H87ZM104 104H105V103H104ZM119 104H121V103H119ZM122 104H123V103H122ZM126 104H127V103H126ZM171 104H172V103H171ZM179 104H180V103H179ZM201 104H202V102H201ZM227 104H228V102H227ZM4 105H5V104H4ZM12 105H13V104H12ZM17 105H18V104H17ZM61 105H62V107H63V104H62V103H61ZM61 105H60V106H61ZM85 105H86V104H85ZM95 105H96V104H95ZM99 105H100V104H99ZM130 105H132V104H130ZM151 105H152V104H151ZM156 105H157V104H156ZM199 105H200V104H199ZM204 105H205V104H204ZM221 105H222V104H221ZM235 105H237V104H234V106H235ZM34 106H35V105H34ZM39 106H40V105H39ZM65 106H66V105H65ZM68 106H69V105H68ZM79 106L81 107L80 104H79ZM92 106H93V105H92ZM116 106H117V104H116ZM116 106H115V107H116ZM118 106H119V105H118ZM132 106H133V105H132ZM154 106H155V105H154ZM171 106H173V105H171ZM217 106H218V104H217ZM239 106H240V104H239ZM239 106H238V107H239ZM262 106H263V105H262ZM22 107H23V106H22ZM62 107H61V108H62ZM72 107H74V106H72ZM98 107H99V106H98ZM102 107H103V106H101V108H102ZM106 107H107V105H106ZM126 107H128V105H127ZM147 107H148V106H147ZM157 107H158V105H157ZM159 107H160V106H159ZM201 107H203V106H201ZM201 107H200V108H201ZM213 107H214V105H213ZM224 107H225V106H224ZM14 108H15V107H14ZM34 108H35V107H34ZM48 108H49V107H48ZM52 108H53V107H52ZM54 108H55V106H54ZM65 108H67V107H65ZM81 108H82V107H81ZM93 108H94V107H93ZM117 108H119V107H117ZM122 108H124V107L122 106ZM161 108H162V107H161ZM166 108H167V107H166ZM214 108H215V107H214ZM216 108H217V107H216ZM234 108H236V106H235ZM234 108H233V110H234ZM260 108H261V107H260ZM263 108H264V107H263ZM0 109H1V108H0ZM4 109H5V107H4ZM36 109H37V108H36ZM36 109H35V110H36ZM56 109H57V108H56ZM75 109H76V108H75ZM82 109H83V111H84L85 108H82ZM86 109H87V108H86ZM97 109H98V108H97ZM103 109H104V107L102 108V110H103ZM107 109H108V108H107ZM119 109H120V108H119ZM125 109H126V108H125ZM132 109H133V108H132ZM144 109H145V108H144ZM144 109H143V111H144ZM183 109H184V108H183ZM210 109H211V108H210ZM221 109L224 110L223 107H221ZM238 109H239V108H238ZM8 110H10V109H8ZM35 110H34V111H35ZM57 110H59V108H58ZM66 110H68V109H66ZM90 110H91V109H90ZM108 110H109V109H108ZM111 110H112V109H111ZM116 110H117V109H116ZM129 110H130V108H129ZM147 110H148V109H147ZM167 110H168V109H167ZM228 110L230 111V109H228ZM261 110H262V109H261ZM16 111H17V110H16ZM18 111H20V110H18ZM21 111H22V110H21ZM23 111H24V110H23ZM45 111H46V110H45ZM47 111H48V109H47ZM53 111H55V110L53 109ZM64 111H65V110H64ZM72 111H73V110H72ZM85 111H86V110H85ZM85 111H84V113H85ZM87 111H88V110H87ZM100 111H101V110H100ZM113 111H114V109H113ZM121 111H122V110H121ZM125 111H126V110H125ZM130 111H131V110H130ZM143 111H142V112H143ZM210 111H213V110H210ZM216 111H217V110H216ZM231 111H232V110H231ZM253 111H254V113H256L255 110H253ZM39 112H40V111H38V113H39ZM91 112H92V111H91ZM93 112H95V111H93ZM98 112H99V109H98ZM98 112H96V113H98ZM115 112H116V111H115ZM115 112H114V113H115ZM117 112H118V111H117ZM117 112H116V113H117ZM137 112H140V111L138 110ZM150 112H152V111H150ZM157 112H158V110H157ZM159 112H160V111H159ZM159 112H158V113H159ZM174 112H175V111H174ZM176 112H178V111H176ZM8 113H10V112H8ZM65 113H66V112H65ZM67 113H68V114H71V112H67ZM73 113H74V112H73ZM77 113H79V112H77ZM104 113H105V112L103 111V115H104ZM118 113H119V112H118ZM118 113H117V115H118ZM154 113H155V112H154ZM216 113H217V112H216ZM239 113H240V111H239ZM10 114H11V113H10ZM42 114H43V113H42ZM48 114H49V113H48ZM59 114H62V115H63V113H59ZM79 114H81V112H80ZM85 114H87V112H86ZM91 114H92V113H91ZM106 114L109 115L110 113H106ZM124 114L126 115V113H124ZM134 114H135V113H134ZM141 114H143V113H141ZM145 114H146V113H145ZM145 114H144V115H145ZM155 114H156V113H155ZM159 114H161V113H159ZM2 115H4V114H2ZM7 115H8V114H7ZM12 115H13V114H12ZM17 115H18V114H17ZM62 115H61V116H62ZM65 115H66V114H65ZM65 115H63V116H65ZM132 115H133V114H132ZM136 115H137V114H136ZM148 115H149V114H148ZM172 115H174V114L172 113ZM176 115H177V114H176ZM249 115H250V114H249ZM255 115H256V114H255ZM261 115H263V114H261ZM13 116H14V115H13ZM34 116H35V115H34ZM36 116H37V115H36ZM39 116H40V114H38V118H39ZM45 116H46V115H45ZM51 116H52V115H51ZM51 116H49L50 119L52 118ZM56 116H57V115H56ZM59 116H60V115H59ZM67 116H68V115H66V117H67ZM74 116H75V115H74ZM87 116H88V115H86V117H87ZM111 116H112V115H111ZM121 116H122V115H121ZM121 116H120V117H121ZM133 116H135V115H133ZM138 116H139V115H138ZM150 116H151V115H150ZM154 116H155V115H154ZM156 116H157V114H156ZM159 116H160V115H159ZM259 116H260V115H259ZM8 117H9V116H8ZM28 117H30V115H28ZM42 117H43V116H42ZM66 117H65V118H66ZM80 117H81V116H80ZM89 117H90V116H89ZM89 117H88V118H89ZM91 117H92V116H91ZM102 117H103V116H102ZM118 117H119V116H118ZM126 117H127V116H126ZM126 117H124V118H126ZM141 117H142V116H141ZM157 117H158V116H157ZM176 117H177V116H176ZM176 117H175V119H176ZM200 117H202V116H200ZM253 117H254V116H253ZM257 117H258V116H257ZM10 118H11V117H10ZM17 118H18V117H17ZM22 118H23V117H22ZM34 118H35V117H34ZM44 118H45V117H44ZM44 118H43V119H44ZM55 118H56V117H55ZM67 118H68V117H67ZM74 118H75V117H74ZM76 118H77V117H76ZM100 118H101V117H100ZM103 118H105V116H104ZM109 118H111V117H109ZM113 118H114V117H113ZM122 118H123V117H122ZM124 118H123V119H124ZM128 118H129V117H128ZM135 118H136V117H135ZM159 118H160V117H159ZM171 118H172V117H171ZM173 118H174V117H173ZM6 119H7V118H6ZM6 119H5V120H6ZM24 119H25V118H24ZM39 119H40V118H39ZM39 119H38V120H39ZM48 119H49V118H48ZM52 119H54V117H53ZM52 119H51V120H52ZM89 119H90V118H89ZM89 119H88V120H89ZM91 119H92V118H91ZM94 119H95V118H94ZM123 119H122V120H123ZM150 119L152 120V118H150ZM150 119H149V120H150ZM156 119H157V118H156ZM197 119H198V118H197ZM203 119H204V118H203ZM258 119H259V118H258ZM262 119H263V118H262ZM0 120H2V119H0ZM26 120H27V119H26ZM66 120H67V119H66ZM68 120H69V119H68ZM74 120H75V119H74ZM84 120H85V119H84ZM92 120H93V119H92ZM92 120H90V121H92ZM95 120H97V119H95ZM100 120H101V119H100ZM105 120H106V119H105ZM105 120H104V121H105ZM122 120H121V121H122ZM124 120H125V119H124ZM124 120H123V121H124ZM132 120H133V119H132ZM139 120H140V119H138V121H139ZM146 120H147V119H146ZM159 120H161V118H160ZM173 120H174V119H173ZM200 120H201V119H200ZM205 120H206V119H205ZM2 121H3V120H2ZM2 121H1V122H2ZM15 121H16V120H15ZM42 121H43V120H42ZM52 121H54V120H52ZM60 121H61V120H60ZM141 121H142V120H141ZM167 121H168V120H167ZM171 121H172V120H171ZM198 121H199V120H198ZM250 121H251V120H250ZM12 122H13V121H12ZM77 122H78V121H77ZM77 122H76V123H77ZM82 122H84V121H81V123H82ZM95 122H96V121H94V124H96ZM117 122H118V121H117ZM127 122H128V121L126 120V124H128ZM129 122H130V121H129ZM134 122H135V121H134ZM143 122H145V121L143 120ZM158 122H159V121H157L156 123H158ZM164 122H165V121H164ZM164 122H163V123H164ZM201 122H203V121H201ZM10 123H11V122H10ZM50 123H51V122H50ZM55 123H56V121H55ZM57 123H58V122H57ZM64 123H65V122H64ZM67 123H69V122H67ZM70 123H71V122H70ZM85 123H86V122H85ZM85 123H84V124H85ZM100 123H101V122H100ZM136 123H137V122H136ZM172 123H173V121H172ZM172 123H171V124H172ZM26 124H27V123H26ZM26 124H25V126H26ZM37 124H38V123H37ZM43 124H44V123H43ZM45 124H46V123H45ZM58 124H59V123H58ZM91 124H92V122H91ZM97 124H98V123H97ZM118 124H120V123L118 122ZM140 124H141V123H140ZM248 124H249V123H248ZM248 124H247V125H248ZM261 124H263V122H262ZM7 125H8V124H7ZM23 125H24V124H23ZM40 125H41V124H40ZM49 125H50V124H49ZM52 125H53V124H52ZM54 125H56V124H54ZM63 125H64V124H63ZM73 125H74V124H73ZM77 125H79V124L77 123ZM77 125H76L75 127H77ZM87 125H88V124H87ZM121 125H122V122H121ZM129 125H131V123H129ZM134 125H135V123H134ZM156 125H157V124H156ZM3 126H4V125H3ZM8 126H9V125H8ZM25 126H24V127H25ZM56 126H57V125H56ZM58 126H59V125H58ZM60 126H62V125H60ZM83 126H84V125L82 124V127H83ZM91 126H92V125H91ZM93 126H95V125H93ZM255 126H256V125H255ZM262 126H263V125H262ZM262 126H261V127H262ZM14 127H15V126H14ZM28 127H29V126H28ZM36 127H38V126H36ZM78 127H80V125H79ZM87 127H88V126H87ZM170 127H171V125H170ZM170 127H169V128H170ZM172 127H174V126H172ZM172 127H171V129H172ZM29 128H30V127H29ZM34 128H35V127H34ZM51 128H52V127H51ZM56 128H58V127H56ZM67 128H68V127H67ZM67 128H66V129H67ZM83 128H85V127H83ZM88 128H89V127H88ZM16 129H17V128H16ZM23 129H24V128H23ZM49 129H50V128H49ZM52 129H54V127H53ZM210 129H212V128H210ZM247 129H248V128H247ZM25 130H26V129H25ZM33 130H34V129H33ZM59 130L61 131V129H59ZM76 130H77V129H76ZM76 130H75V131H76ZM78 130H79V129H78ZM7 131H8V130H7ZM22 131H23V130H22ZM49 131H51V129H50ZM71 131H72V130H71ZM73 131H74V129H73ZM83 131H84V130H83ZM167 131H168V130H167ZM207 131H208V130H207ZM209 131H210V130H209ZM212 131H213V130H212ZM253 131H254V130H253ZM4 132H5V130H4ZM51 132H52V131H51ZM51 132H50V133H51ZM63 132H64V131H63ZM66 132H67V130H66ZM78 132H79V131H78ZM16 133H17V131H16ZM33 133H34V132H33ZM44 133H45V132H44ZM165 133H166V132H165ZM215 133H216V132H215ZM21 134H22V133H21ZM28 134H29V133H28ZM1 135H3V134H1ZM1 135H0V136H1ZM23 135H24V134H23ZM40 135H41V134H40ZM53 135H54V133H53ZM6 136H7V135H6ZM21 136H22V135H21ZM30 136H31V135H30ZM35 136H36V135H35ZM250 136H251V135H250ZM1 137H2V136H1ZM16 137H18V136H16ZM31 137H32V136H31ZM48 137H50V136H48ZM48 137H47V139H46V142L48 141ZM53 137H54V136H53ZM55 138L57 139V137H55ZM254 138H255V137H254ZM10 139H12V138H10ZM13 139H14V138H13ZM13 139H12V140H13ZM15 139H16V138H15ZM24 139H25V138H24ZM42 139H43V138H42ZM50 139H52V138L50 137ZM53 139H54V138H53ZM261 139H262V138H261ZM2 140H3V139H2ZM17 140H18V138H17ZM20 140H22V139H20ZM58 140H59V139H58ZM114 140H115V139H114ZM122 140H123V139H122ZM223 140H224V138H223ZM36 141H38V140H36ZM52 141H53V140H52ZM52 141H50V142H52ZM54 141H55V140H54ZM224 141H225V140H224ZM263 141H264V140H263ZM2 142H3V141H1L0 143H2ZM9 142H11V141H9ZM13 142H14V141H13ZM16 142H17V141H16ZM24 142H25V141H24ZM48 142H49V141H48ZM48 142H47V143H48ZM118 142H119V141H117V143H118ZM121 142H122V141H121ZM225 142H226V141H225ZM233 142H234V141H232V143H233ZM236 142H237V141H236ZM244 142H245V141H244ZM246 142H247V141H246ZM6 143H8V142L6 141ZM18 143H19V142H18ZM25 143H26V142H25ZM29 143H30V141H29ZM29 143H28V144H29ZM34 143H35V142H34ZM34 143H33V144H34ZM47 143H46V144H47ZM223 143H224V142H223ZM229 143H230V142H229ZM239 143H240V142H239ZM4 144H5V143H4ZM13 144L16 145L15 143H13ZM43 144H44V143H43ZM115 144H116V142H115ZM118 144H119V143H118ZM123 144H124V143H122V145H123ZM244 144H245V143H244ZM37 145H38V144H37ZM48 145H49V144H48ZM225 145H226V144H225ZM2 146H3V145H2ZM4 146H5V145H4ZM4 146H3V147H4ZM7 146H8V144H7ZM10 146H11V145H10ZM19 146H20V145H19ZM22 146H23V145H22ZM29 146H30V145H29ZM29 146H28V147H29ZM32 146H34V145H32ZM40 146H41V144H40ZM40 146H39V148H40ZM42 146H43V145H42ZM117 146H118V145H117ZM241 146H242V145H241ZM248 146H249V145H248ZM0 147H1V146H0ZM119 147H120V145H119ZM121 147H122V146H121ZM263 147H264V146H263ZM6 148H7V147H6ZM8 148H9V147H8ZM12 148H13V147H12ZM2 149H3V148H2ZM13 149H14V148H13ZM32 149H33V147H32ZM35 149H36V148H35ZM41 149H42V148H41ZM221 149H223V148H221ZM237 149H238V148H237ZM258 149H259V148H258ZM258 149H257V151H258ZM5 150H6V149H5ZM23 150H24V149H23ZM25 150H26V148H25ZM29 150H31V149H29ZM29 150H27V152H28ZM42 150H43V149H42ZM248 150H249V149H248ZM262 150H263V149H262ZM8 151H9V149L7 150V152H8ZM10 151H11V150H10ZM19 151H20V150H19ZM245 151H246V150H245ZM249 151H251V148H250ZM263 151H264V150H263ZM1 152H2V151H1ZM3 152H5V151L3 150ZM3 152H2V153H3ZM25 152H26V151H25ZM29 152H30V151H29ZM38 152H39V151H38ZM233 152H234V149H233ZM8 153H9V152H8ZM21 153H22V152H21ZM23 153H24V151H23ZM247 153H248V151H247ZM258 153H259V152H258ZM4 154H5V153H4ZM4 154H3V155H4ZM29 154H30V153H29ZM32 154H33V153H32ZM32 154H31V155H32ZM39 154H40V153H39ZM41 154H42V152H41ZM41 154H40V156H41ZM203 154H205V153L203 152ZM18 155H20V153H19ZM21 155H22V154H21ZM42 155H44V154H42ZM201 155H202V154H201ZM241 155H242V154H241ZM245 155H246V154H245ZM254 155H255V153H254ZM4 156H5V155H4ZM6 156H7V154H6ZM6 156H5V158H6ZM14 156H15V155H14ZM23 156H24L23 158H25L26 155H23ZM27 156H28V155H27ZM34 156H35V155H34ZM34 156H33V157H34ZM205 156H206V155H205ZM238 156H240V155H238ZM243 156H244V155H243ZM10 157H11V156H10ZM10 157H9V158H10ZM30 157L32 158V156H30ZM38 157H39V156H38ZM42 157H43V156H42ZM199 157H200V156H199ZM199 157L197 156L198 159H199ZM14 158H15V157H14ZM17 158H18V157H17ZM17 158H16V159H17ZM23 158H22V160H24ZM35 158H36V157H35ZM80 158H81V160H82V157H80ZM206 158H207V156H206ZM254 158H255V157H254ZM256 158H257V157H256ZM263 158H264V156H263ZM1 159H2V157H1ZM6 159H7V158H6ZM18 159H19V158H18ZM25 159H26V158H25ZM39 159H40V158H39ZM260 159H261V157H260ZM28 160H29V159H28ZM30 160H31V159H30ZM33 160H34V159H33ZM33 160H32V161H33ZM206 160H207V159H206ZM206 160H205V161H206ZM215 160H216V159H215ZM10 161H11V160H10ZM14 161L16 162V160H14ZM25 161H26V160H25ZM35 161H37V159H36ZM39 161H40V160H39ZM207 161H208V160H207ZM20 162H21V161H20ZM20 162L18 161V164H19ZM198 162H199V160H198ZM209 162H210V160H209ZM211 162H212V161H211ZM211 162H210V163H211ZM215 162H216V161H215ZM13 163H14V162H13ZM21 163H22V162H21ZM21 163H20V165H21ZM34 163L37 164L38 161H37V162H34ZM204 163L206 164V162H202V164H204ZM210 163H208V164H210ZM256 163H257V162H256ZM1 164H2V162H1ZM1 164H0V165H1ZM9 164H10V163H9ZM18 164H17V165H18ZM22 164H24V163H22ZM28 164H30V163H28ZM7 165H8V164H7ZM262 165L264 166V164H261V167H262ZM2 166H3V164H2ZM13 166H14V165H13ZM23 166H24V165H23ZM256 166H257V165H256ZM256 166H255V167H256ZM6 167H7V166H6ZM11 167H12V165H11ZM14 167H15V166H14ZM18 167H19V166H18ZM20 167H21V166H20ZM34 167H35V166H34ZM257 167H259V165H258ZM24 168H25V167H24ZM26 168H27V167H26ZM29 168H31V167H29ZM233 168H234V166H233ZM233 168H232V169H233ZM238 168H240V167H238ZM263 168H264V167H263ZM1 169H2V168H0V170H1ZM19 169H20V168H19ZM33 169L36 170V168H33ZM236 169H237V168H236ZM6 170H7V169H6ZM24 170H25V169H24ZM30 170H31V169H30ZM35 170H34V171H35ZM227 170H228V169H227ZM239 170H240V169H239ZM10 171H12V169H11ZM15 171H16V170H15ZM32 171H33V170H32ZM230 171H232V170H230ZM237 171H238V170H237ZM4 172H5V171H4ZM12 172H13V171H12ZM12 172H11V173H12ZM257 172H259V171H257ZM7 173H8V172H7ZM15 173H16V172H15ZM236 173H237V172L235 171L234 174H233V173H232V174L235 175ZM252 173H253V171H252ZM254 173H255V172H254ZM262 173H264V172H262ZM9 174H10V172H9ZM13 174H14V172H13ZM16 174H17V173H16ZM16 174H15V175H16ZM18 174H20V173H18ZM228 174H229V173H228ZM259 174H260V173H259ZM11 175H12V174H11ZM236 175H237V174H236ZM239 176H240V175H239ZM16 178H17V177H16ZM19 178H20V177H19ZM225 178H226V177H225ZM247 178H248V177H247ZM224 180H225V179H223V181H224ZM247 180H248V179H247ZM250 180H251V179H250ZM20 181H21V180H20ZM221 181H222V180H221ZM221 181H220V182H221ZM224 183H225V182H224ZM263 183H264V181H263ZM225 184H226V183H225ZM240 185H241V184H240ZM259 185L261 186V184H259ZM217 186H218V185H217ZM219 186H220V184H219ZM241 186H242V185H241ZM221 187H222V186H221ZM223 187H224V186H223ZM235 187H236V186H235ZM263 187H264V186H263ZM228 188H229V186H228ZM233 188H234V187H233ZM261 188H262V187H261ZM221 189H222V188H221ZM223 189H224V188H223ZM234 189H235V188H234ZM237 189H238V188H237ZM239 189H240V188H239ZM239 189H238V191H239ZM243 189H244V188H243ZM243 189H242V190H243ZM248 189H249V188H248ZM257 189H259V188H257ZM216 190H217V189H216ZM235 190H236V189H235ZM255 190H256V189H255ZM255 190H254V191H255ZM259 190H261V189H259ZM240 191H241V190H240ZM262 191H264V190H262ZM245 193H246V192H245ZM253 194H254V193H253ZM250 196H251V195H250ZM238 197H239V196H238ZM242 197H243V195H242ZM254 197H255V196H254ZM239 198H240V197H239ZM251 199H252V198H250V200H251ZM253 199H254V198H253ZM236 200H237V199H236ZM254 200H255V199H254ZM238 201H239V200H237V202H238ZM248 202H249V199H248ZM250 202H252V200H251ZM244 205H245V202H244ZM247 205H248V204H247ZM251 205H252V204H251ZM1 207H2V206H1ZM240 207H241V206H240ZM245 207H246V206H245ZM232 208H233V207H232ZM234 208H235V206H234ZM255 208H258V207H255ZM239 209H240V208H239ZM0 210H2V209H0ZM247 210H248V209H247ZM256 210H257V209H256ZM229 211H230V210H229ZM251 211H252V210H251ZM254 211H255V210H254ZM232 212H233V211H232ZM238 212H239V211H238ZM252 212H253V211H252ZM4 213H5V212H4ZM235 213H236V212H235ZM259 213H260V211H259ZM2 214H3V212H2ZM225 214H227V213H225ZM228 215H230V214H228ZM231 215H232V214H231ZM263 215H264V214H263ZM4 216H5V215L3 214V217H4ZM225 216H227V215H225ZM254 216H255V215H254ZM0 217H1V216H0ZM255 217H256V216H255ZM258 217H259V215H258ZM229 218H231V217H229ZM249 218H250V217H249ZM259 218H260V217H259ZM262 218H264V217H262ZM262 218H261V219H262ZM263 220H264V219H263ZM248 222H249V221H248ZM248 222H246V223H248ZM263 222H264V221H263ZM220 223H221V222H220ZM251 223H252V221H251ZM261 223H262V222H261ZM0 224H1V220H0ZM253 224H255V222H253ZM258 224H259V223H258ZM260 225H261V224H260ZM262 225H263V224H262ZM262 225H261V226H262ZM246 226H247V225H246ZM242 227H244L243 224H242ZM258 227H259V226H258ZM253 228H254V227H253ZM242 229H243V228H242ZM263 229H264V225H263ZM3 230H4V229H3ZM240 230H241V227H240ZM257 230H258V229H257ZM259 230H260V229H259ZM245 231H247V230L245 229ZM255 231H256V230H255ZM263 231H264V230H263ZM240 232H241V231H240ZM248 232H249V231H247L246 234H247ZM253 232H254V231H253ZM235 234H236V233H235ZM239 234H240V233H239ZM254 234H255V232H254ZM254 234H253V235H254ZM256 235H257V234H256ZM235 236H236V235H235ZM235 236H234V238H236ZM239 236H240V235H239ZM241 237H242V235H241ZM243 237H244V236H243ZM255 237H256V236H255ZM219 238H220V237H219ZM239 238H240V237H239ZM247 238H248V237H247ZM262 238H263V237H262ZM237 239H238V238H237ZM254 239H255V238H254ZM256 239H257V237H256ZM238 240H239V239H238ZM243 240H244V239H243ZM248 240H249V239H248ZM235 241H236V240H235ZM235 241H234V242H235ZM246 242H247V241H246ZM248 242H250V240H249ZM258 242H259V241H258ZM250 243H251V242H250ZM250 243H249V244H250ZM257 244H258V243H257ZM235 245H236V243H235ZM7 246H8V245H7ZM232 246H233V245H232ZM239 246H240V245H239ZM233 247H234V246H233ZM244 247H245V246H244ZM235 248H236V246H235ZM245 248H246V247H245ZM262 248H263V247H262ZM229 250H232V249L230 248ZM247 250H248V249H247ZM258 250H259V249H258ZM239 251H240V250H239ZM245 251H246V250H245ZM261 251H262V250H261ZM234 252H235V251H234ZM242 252H243V251H242ZM242 252H241V253H242ZM246 252H247V251H246ZM246 252H245V253H246ZM231 253H232V252H231ZM243 253H244V252H243ZM255 253H256V252H255ZM255 253H254V254H255ZM232 254H233V253H232ZM234 254H236V253H234ZM257 255H258V254H257ZM259 257H260V256H259ZM261 257H262V256H261ZM224 258H225V257H224ZM228 258H229V256H228ZM247 258H248V257H247ZM253 258H255V257H253ZM253 258H252V259H253ZM260 259H261V258H260ZM12 260H13V259H12ZM229 260H230V258H229ZM229 260H227V261L229 262ZM253 260H254V259H253ZM262 260H263V259H262ZM221 261H222V260H221ZM223 261H225V260H223ZM230 261H231V260H230ZM235 261H236V260H235ZM235 261H234V262H235ZM255 261H256V259H255ZM257 261H258V260H257ZM231 262H232V261H231ZM231 262H230V263H231ZM236 262H237V261H236ZM247 262H248V261H247ZM231 264H233V262H232ZM234 264H235V263H234Z\"/></svg>",
    "mask_w": 264,
    "mask_h": 264
}]
</instances>
